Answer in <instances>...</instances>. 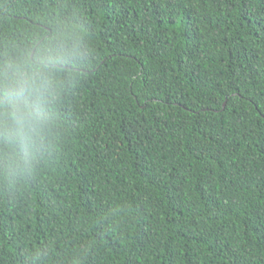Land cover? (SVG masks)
Returning a JSON list of instances; mask_svg holds the SVG:
<instances>
[{
  "label": "trees",
  "instance_id": "obj_1",
  "mask_svg": "<svg viewBox=\"0 0 264 264\" xmlns=\"http://www.w3.org/2000/svg\"><path fill=\"white\" fill-rule=\"evenodd\" d=\"M56 19L86 55L0 264H264V0H0V51Z\"/></svg>",
  "mask_w": 264,
  "mask_h": 264
},
{
  "label": "clouds",
  "instance_id": "obj_2",
  "mask_svg": "<svg viewBox=\"0 0 264 264\" xmlns=\"http://www.w3.org/2000/svg\"><path fill=\"white\" fill-rule=\"evenodd\" d=\"M85 55L80 26L67 19L0 51V171H35L59 127L68 69Z\"/></svg>",
  "mask_w": 264,
  "mask_h": 264
}]
</instances>
